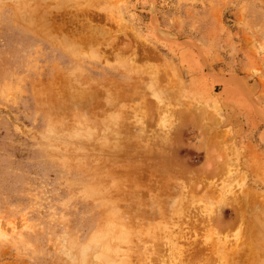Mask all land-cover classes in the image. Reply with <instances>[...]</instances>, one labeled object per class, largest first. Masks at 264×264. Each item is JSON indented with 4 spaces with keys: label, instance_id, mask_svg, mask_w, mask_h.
Masks as SVG:
<instances>
[{
    "label": "rangeland",
    "instance_id": "rangeland-1",
    "mask_svg": "<svg viewBox=\"0 0 264 264\" xmlns=\"http://www.w3.org/2000/svg\"><path fill=\"white\" fill-rule=\"evenodd\" d=\"M0 264H264V0H0Z\"/></svg>",
    "mask_w": 264,
    "mask_h": 264
},
{
    "label": "bare ground",
    "instance_id": "bare-ground-1",
    "mask_svg": "<svg viewBox=\"0 0 264 264\" xmlns=\"http://www.w3.org/2000/svg\"><path fill=\"white\" fill-rule=\"evenodd\" d=\"M236 214H237V213H236ZM238 216H239V215H237V217H238ZM237 221H238V218H237ZM210 222H211V220H210ZM235 222H236V221H235ZM211 223H212V222H211ZM234 224H235V223H234ZM193 226H194V225H193ZM212 226H213V225H212ZM212 228H213V227H212ZM192 229H193V228H192ZM206 230H208V228H207ZM213 230H214V229H213ZM215 230H216V229H215ZM217 230H218V229H217ZM195 231H196V230H195ZM220 231H221V229H220ZM208 232H209V231H208ZM216 233H217V232H216ZM220 233H222V232H220ZM207 235H209V233L207 234V232H206V236H207ZM210 235H211V234H210ZM220 235H221V234H220ZM218 236H219V235H218ZM225 237H226V236H225ZM225 237H224V238H225ZM207 238H208V237H207ZM209 238H210V237H209ZM216 238H217V237H216ZM218 240H219V238H218ZM220 240H221V239H220ZM220 240H219V241H220ZM216 241H217V240H216ZM226 241H227V240H226ZM214 242H215V241H214ZM219 243H220V242H219ZM221 243H222V242H221ZM221 243H220V244H221ZM216 244H218V243L216 242ZM220 244H219L218 246H220ZM216 246H217V245H216ZM221 248H222V247H221ZM216 249H218L217 251L220 252V249H219L218 247H216ZM199 251H200V250H199ZM196 253H197V251H196ZM198 254H199V253H198ZM215 254H216V251H215ZM217 254H218V253H217ZM217 254H216V255H217ZM179 255H180V254H179ZM195 256H196V255H195ZM192 259H193V258H192ZM194 260H195V259H194ZM193 262H194V261H193Z\"/></svg>",
    "mask_w": 264,
    "mask_h": 264
}]
</instances>
